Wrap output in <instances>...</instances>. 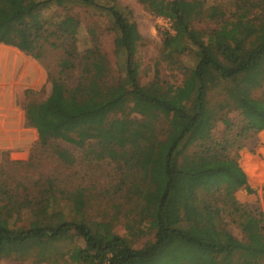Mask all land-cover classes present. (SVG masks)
<instances>
[{
  "label": "trees",
  "instance_id": "16d2710c",
  "mask_svg": "<svg viewBox=\"0 0 264 264\" xmlns=\"http://www.w3.org/2000/svg\"><path fill=\"white\" fill-rule=\"evenodd\" d=\"M140 1L155 16L172 21L171 29L162 32L164 54L195 52L196 61L180 83L158 76L141 81L132 11L118 0H32L25 8L13 7L10 19H21V26L11 40H0L47 62L51 93L25 105L40 144L62 139L82 148L91 141L96 159H111L118 166L130 160L146 181L139 201L153 211L149 226L156 231L154 240L135 247L113 231L99 236L98 222L82 211L85 203L77 215L57 208L73 190L57 188L52 178L32 197L22 194L27 188H20V181L0 178V258H25L35 250L45 260L54 243L77 235L83 245L67 252L75 264H264L263 212L236 199L235 192L247 186L245 172L251 175L229 154L231 148L243 147L238 138L264 129V0H237L231 13L218 5L207 8L204 0ZM61 5L106 17L124 56L123 81L110 79L111 66L97 39L80 48L74 16L53 12L37 22L31 19ZM200 19H213L217 26L197 28ZM50 50L61 55L50 61ZM76 71L77 82L70 84ZM219 87L225 98L213 102L211 92ZM256 89H262L260 96L254 95ZM226 107L238 112V123L226 116ZM131 112L141 118H131ZM163 118L166 126L158 123ZM218 118L229 131L221 139L212 134ZM235 125L239 130L231 136ZM57 153L72 158L65 150ZM195 155L213 164L198 168ZM13 164L23 162H7L0 176ZM20 199L34 216L28 225L8 213ZM225 212L240 227L242 239L228 228Z\"/></svg>",
  "mask_w": 264,
  "mask_h": 264
},
{
  "label": "rangeland",
  "instance_id": "374dc122",
  "mask_svg": "<svg viewBox=\"0 0 264 264\" xmlns=\"http://www.w3.org/2000/svg\"><path fill=\"white\" fill-rule=\"evenodd\" d=\"M196 1V0H190ZM206 7L218 5L227 13L236 10L237 0H204ZM32 0H0V39L11 40L14 32L21 26V19L12 21L10 13L13 7L25 8ZM118 2L131 9L132 18L135 22L133 36L138 39V52L136 54L139 63V73L142 82H149L157 76L163 82L180 83L184 73L192 67L196 61L194 50H188L178 55H167L162 52V32L171 29L167 21L159 19L140 0H118ZM57 12L58 14L71 15L78 21L77 37L81 49L86 48L97 39L102 50L107 55L111 66L110 79L114 82L124 80V56L118 53L115 45V32L109 27L106 17L99 15L84 7L66 8L57 6L49 11L31 16L34 21ZM228 16V14L226 15ZM197 28L210 29L217 26L213 19H200L195 22ZM1 44L13 47L21 51L25 58L37 67L35 80L29 78V83L15 94V106L22 114L23 122L18 116L15 125L0 126V168L11 161H22L19 165H6L1 179H9L12 182L21 183L22 194L30 193L39 195L42 185L46 184L47 178H52L55 186L59 189L73 190L68 199H62L57 205L64 208L68 215H77L83 204L82 211L87 219L97 221V234L102 236L111 231L125 237L135 247H142L155 238L156 231L149 226L153 211L140 204V198L146 188V181L130 160L118 166L111 159H96L93 145L88 142L84 147H78L73 143L62 139L50 141L47 145H41L36 128L28 124L25 105L29 99L43 100L51 93L52 84L48 79L47 62L45 58L37 59L26 51L0 40ZM61 55L60 51L46 53L50 61H55ZM78 72H74L68 79L70 84H75ZM32 90L31 94L27 91ZM262 89L254 90V95L260 96ZM225 98L223 87L211 92L213 102ZM126 113L130 111V105ZM226 116L239 122V115L235 109L226 107ZM131 118H141L136 112L129 113ZM118 113L117 116H121ZM14 120V121H15ZM166 126V119L158 121ZM239 130L235 125L230 131L233 136ZM227 131L225 124L220 118L215 121L212 134L216 139L223 138ZM243 147L231 148L229 154L237 159L240 167L249 171L247 186L235 192L236 199L245 204L257 205L264 216V129L252 136L238 138ZM57 150H65L72 158L65 160L60 157ZM195 147L191 148L193 152ZM194 164L198 168L209 166V160L202 155H195ZM245 169V170H244ZM37 186H34V183ZM23 183V184H22ZM60 196L62 194H59ZM204 195V191L200 192ZM23 200L14 201L8 210L9 216L17 223L30 224L34 216ZM79 214V213H78ZM227 225L230 231L242 239L244 237L237 223L232 221L231 216L225 212ZM73 245H83V240L74 235L72 238L53 244L52 255L48 259H41L34 250L30 255L23 258L18 255L0 258V264H75L68 258V250Z\"/></svg>",
  "mask_w": 264,
  "mask_h": 264
},
{
  "label": "crops",
  "instance_id": "0c3cea01",
  "mask_svg": "<svg viewBox=\"0 0 264 264\" xmlns=\"http://www.w3.org/2000/svg\"><path fill=\"white\" fill-rule=\"evenodd\" d=\"M37 67L30 63L16 48L0 43V126L17 125L18 116L23 122L19 109L15 106V94L26 86L29 78L35 80ZM15 120V121H14ZM1 133L0 136H3Z\"/></svg>",
  "mask_w": 264,
  "mask_h": 264
},
{
  "label": "built area",
  "instance_id": "2783aa9c",
  "mask_svg": "<svg viewBox=\"0 0 264 264\" xmlns=\"http://www.w3.org/2000/svg\"><path fill=\"white\" fill-rule=\"evenodd\" d=\"M159 19H160V20H163V21H167V22L170 24V26L172 25V21H171L170 18L163 17V16H159Z\"/></svg>",
  "mask_w": 264,
  "mask_h": 264
}]
</instances>
